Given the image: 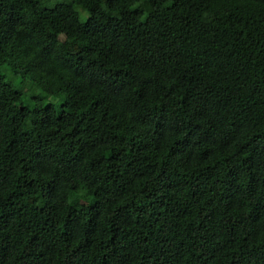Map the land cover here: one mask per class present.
<instances>
[{
	"label": "trees",
	"instance_id": "obj_1",
	"mask_svg": "<svg viewBox=\"0 0 264 264\" xmlns=\"http://www.w3.org/2000/svg\"><path fill=\"white\" fill-rule=\"evenodd\" d=\"M2 64L0 264H264V0H0Z\"/></svg>",
	"mask_w": 264,
	"mask_h": 264
},
{
	"label": "rangeland",
	"instance_id": "obj_2",
	"mask_svg": "<svg viewBox=\"0 0 264 264\" xmlns=\"http://www.w3.org/2000/svg\"><path fill=\"white\" fill-rule=\"evenodd\" d=\"M82 14L86 17L85 12H83ZM0 74L4 75L5 79L13 83L16 87L23 89L24 95L26 97V102L29 105L34 104V102H36L37 100L36 97L42 93V91L38 88H30L28 86V83L23 84V78L20 75L15 74L8 64L0 65ZM46 101L57 103L58 99L49 97L46 99Z\"/></svg>",
	"mask_w": 264,
	"mask_h": 264
}]
</instances>
